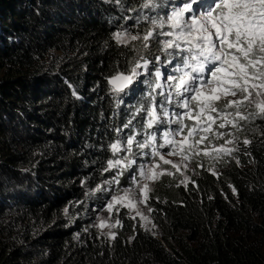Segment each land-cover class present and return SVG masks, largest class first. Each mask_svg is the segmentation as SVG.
Wrapping results in <instances>:
<instances>
[{"label": "trees", "instance_id": "trees-1", "mask_svg": "<svg viewBox=\"0 0 264 264\" xmlns=\"http://www.w3.org/2000/svg\"><path fill=\"white\" fill-rule=\"evenodd\" d=\"M143 3L0 0V264H264V115L237 125L229 163L157 184L154 232L124 211L112 238L95 227L93 192L117 180L131 122L108 81L137 52L114 35L152 15Z\"/></svg>", "mask_w": 264, "mask_h": 264}, {"label": "snow or ice", "instance_id": "snow-or-ice-1", "mask_svg": "<svg viewBox=\"0 0 264 264\" xmlns=\"http://www.w3.org/2000/svg\"><path fill=\"white\" fill-rule=\"evenodd\" d=\"M141 7L154 10L158 5L156 0H144ZM169 8V12L162 15L157 13L156 17L149 21L152 29L143 39L148 41L154 32L157 37L169 38L163 41L164 50L169 56L167 63L172 64L173 60L176 62L166 77L168 90L166 94L161 93L164 96L160 102L161 111L163 116H167L164 105L173 102L176 107L185 111L175 114L174 122L179 127L163 133L164 143L160 147L169 145L171 151L167 155H180L182 160H187L186 153L193 151L195 144L207 139L205 135H200L199 139H195V136L211 131V125L215 123V117L211 114H220V110L215 106L217 101L228 96L235 98L227 100L224 105L225 109H234V113L225 112L223 116L233 127L237 125L227 117L234 115L239 119H247L240 109L248 104L257 108L256 114L264 115V0H180L179 3L169 4ZM144 19L147 20L148 17ZM114 38L118 43L126 42L124 33L118 32ZM138 38L131 36L132 40ZM169 49L172 51H168ZM141 67L148 70V62L137 63L128 74L117 73L110 78L108 82L113 91L119 93L133 86L142 75L137 72V68ZM154 75L159 81L162 73L156 70ZM150 86L153 91L164 87L160 83ZM146 111L147 126L152 128L154 124L159 123L160 115L157 114L155 105ZM202 117L209 121L207 127L202 126ZM185 119L194 120L195 123L186 125ZM219 127L224 128L225 123L221 122ZM185 128L188 129L186 135ZM174 136H181V140L177 141ZM155 141L154 134H149L143 143L135 141V137H130L126 141V147L130 150L133 143H136L137 147L143 149ZM244 143L248 144L249 141L245 140ZM112 150L115 154L120 150V145L113 144ZM223 151L228 154L232 150ZM152 155L179 170V165L166 159L158 151L154 150ZM133 162L128 163L130 165ZM120 164L119 160L109 161L108 167ZM155 168H160L159 163L155 164ZM148 172L153 173L149 178L162 174L154 172L153 168H149ZM140 174L146 175L143 169ZM125 198H128L129 204L132 205L131 193L128 191L114 203ZM112 207L113 204L108 205L109 211ZM137 215L142 216V213L137 212ZM101 226H104V222H101Z\"/></svg>", "mask_w": 264, "mask_h": 264}, {"label": "rangeland", "instance_id": "rangeland-1", "mask_svg": "<svg viewBox=\"0 0 264 264\" xmlns=\"http://www.w3.org/2000/svg\"><path fill=\"white\" fill-rule=\"evenodd\" d=\"M179 2L180 0H156L158 7L153 10L152 15H131L137 22L131 25V28L117 31V33L120 32L125 34L126 42L121 44L132 46L136 50V64H144L145 61H147L148 70L142 67L137 68V72L142 73V75L137 78V82H135L133 86L125 88L123 91L129 97L127 100H131V105L126 106L125 111V114L130 117L131 122L120 126L118 138L114 143L120 145V150L114 154L113 159V162L117 160L121 161V164L116 166L119 176L116 181L103 182L98 189L93 192L96 200L100 201L102 204L100 208H93L95 209L94 224L98 232L107 238H112L118 229L120 224L118 215L121 211L128 214L131 220H135L141 229L154 232L155 225L151 219L148 203L157 184L161 181H167L171 186L173 184L176 186H185L197 176L198 170L202 166H206L212 171L217 170V167L223 162L228 161L229 163L232 161V153L238 141L241 140V134L238 133L237 126L233 127L223 119L225 112L234 113V109L224 108L227 100L235 99L234 97L228 96L216 102L215 106L220 110V114L217 115L215 112L211 114L215 117V123L211 125V131L200 133L195 136V139H199L200 135H205L207 139L199 144H195L193 151L186 153L188 155L187 160H182L180 155H167V153L171 151V146L169 145L160 147V145L164 143L162 139L163 133L165 131H173L179 127V125L174 122L176 120L175 114L183 113L185 110L176 107L175 102L168 103L164 105L168 115H162L160 102L164 99V96L161 95V93L164 92L166 94L168 90L166 77L176 61L173 60L172 64L167 63L169 56L164 50L163 41L169 39L168 37H157L154 32L153 37L145 41L143 36L152 29L149 21L153 17H156L157 13L162 15L164 12H169V4ZM148 10H151V8H148ZM144 17H148V19L146 20ZM164 30L167 31V29ZM131 36H137L139 38L132 40ZM158 40L160 41L159 43L157 42ZM168 51L172 50L169 49ZM156 70L162 73L159 81L156 80L154 75ZM155 83H160L164 87L153 91L150 85L154 86ZM134 92H136V94L132 97ZM143 93H145V95H142ZM132 102L135 104L133 105ZM153 105L156 106L157 114L160 115V121L154 124L152 128H148L146 110ZM257 111V108L252 104H248L240 109V112L246 116L247 119H250L251 115L257 116ZM227 119L233 120L236 125L247 120L236 118L234 115H229ZM201 120L202 126L207 127L209 121H207L205 117H202ZM221 122L225 123L224 128L219 127ZM194 123V120H184V124L186 125H192ZM130 131H133V133H130ZM187 131L188 129L185 128V135ZM149 134H154L156 136L154 144H149L148 147L141 149L137 147L136 143H133L131 149H127L126 141L128 138L135 137V141L143 143L148 139ZM173 138L177 141L181 140V136H174ZM228 141H232V143H228ZM185 147H187V145H185ZM224 149H231L232 151L226 154L223 151ZM154 150L164 155L166 159L179 165V170L172 167L171 164H164L158 156L154 157L152 155ZM129 161L134 162L129 165ZM156 163H159L160 168H155ZM149 168H153L156 173L162 172V174H159L155 178H149L153 175V173L148 172ZM141 169L145 171L146 175L140 174ZM145 186H147L146 190ZM126 191L131 193L132 205L129 204L128 198L114 203L117 198L124 197ZM145 196L147 197L146 200ZM140 201L145 202L141 203ZM109 204H113L111 211H109L108 208ZM137 212L142 213V216L137 215ZM101 222H104V226H101Z\"/></svg>", "mask_w": 264, "mask_h": 264}, {"label": "water", "instance_id": "water-1", "mask_svg": "<svg viewBox=\"0 0 264 264\" xmlns=\"http://www.w3.org/2000/svg\"><path fill=\"white\" fill-rule=\"evenodd\" d=\"M111 85V84H110ZM112 86V85H111ZM113 88V87H112ZM125 90V89H124Z\"/></svg>", "mask_w": 264, "mask_h": 264}, {"label": "clouds", "instance_id": "clouds-1", "mask_svg": "<svg viewBox=\"0 0 264 264\" xmlns=\"http://www.w3.org/2000/svg\"><path fill=\"white\" fill-rule=\"evenodd\" d=\"M153 9H151V11H152Z\"/></svg>", "mask_w": 264, "mask_h": 264}]
</instances>
